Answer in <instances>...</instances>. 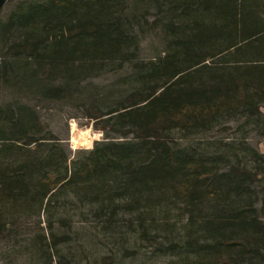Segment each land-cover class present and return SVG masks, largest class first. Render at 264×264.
Returning <instances> with one entry per match:
<instances>
[{
  "label": "trees",
  "instance_id": "16d2710c",
  "mask_svg": "<svg viewBox=\"0 0 264 264\" xmlns=\"http://www.w3.org/2000/svg\"><path fill=\"white\" fill-rule=\"evenodd\" d=\"M138 1L167 8L166 49L137 64L134 86L117 104L86 109L97 129L120 138L106 133L69 160L31 107H0V206L40 209L71 191L108 227L129 224L128 215L145 228L152 213L180 205L190 227L180 247L193 264H264V156L253 151L251 165L231 163L170 138L174 130L206 132L227 117L261 119L264 0ZM128 4L21 2L0 22V45L10 50L0 76L59 101L65 78L133 62L137 23ZM54 264L71 262L60 256Z\"/></svg>",
  "mask_w": 264,
  "mask_h": 264
},
{
  "label": "rangeland",
  "instance_id": "374dc122",
  "mask_svg": "<svg viewBox=\"0 0 264 264\" xmlns=\"http://www.w3.org/2000/svg\"><path fill=\"white\" fill-rule=\"evenodd\" d=\"M23 1L5 0L0 7V22ZM134 1L128 0L135 15L133 21L137 23L133 27L137 44L133 62L123 66L118 62L107 63L91 73L65 78L67 85H62L65 93L59 101L46 99L42 89L37 91L36 87H26L11 77L0 76V107L17 103L31 107L46 129L61 142L69 160L106 137L107 132L97 129L86 116L88 106L93 104L106 110L117 104L134 86L137 64L166 49V35L160 24L168 23L167 8L161 3L146 5ZM9 51L8 46L0 45V65ZM260 118L227 117L206 132L184 135L174 130L170 138L177 145L218 153L231 163L239 160L251 165L249 156L253 151L264 156V108ZM107 134L113 139L120 138L112 129ZM262 188L260 185L257 189L260 197ZM170 205L159 214L152 213L151 219L155 221L145 228L132 223L128 215H122V219L129 224L110 228L96 214L97 208L71 191L57 192L40 209L0 206V264H50L51 257L54 264L60 256L71 264H193L194 257L180 247L190 229L188 215L180 205ZM172 243L178 248L175 252L169 248Z\"/></svg>",
  "mask_w": 264,
  "mask_h": 264
},
{
  "label": "water",
  "instance_id": "95a60500",
  "mask_svg": "<svg viewBox=\"0 0 264 264\" xmlns=\"http://www.w3.org/2000/svg\"><path fill=\"white\" fill-rule=\"evenodd\" d=\"M5 0H0V7L4 4Z\"/></svg>",
  "mask_w": 264,
  "mask_h": 264
}]
</instances>
